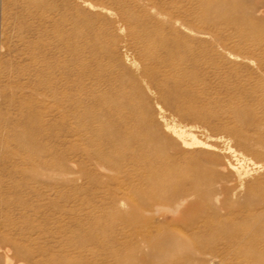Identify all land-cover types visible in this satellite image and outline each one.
<instances>
[{"label": "rangeland", "instance_id": "rangeland-1", "mask_svg": "<svg viewBox=\"0 0 264 264\" xmlns=\"http://www.w3.org/2000/svg\"><path fill=\"white\" fill-rule=\"evenodd\" d=\"M139 2L157 4L163 12L159 18L164 31L171 33L170 28L179 14L159 0H0V42L4 44L3 50L0 49V232L5 233L12 221L20 219L21 206L27 209L40 206V213L25 211V217L29 221L31 218L41 230L36 241L41 246L51 242L50 231L53 232L56 264H91L96 260L98 264H118V255L134 264L264 262V257L252 261L241 254L224 253L223 240L211 234L209 220L213 214L206 209L189 210L173 226L190 235L206 253L189 258L190 250L183 245L167 248L165 257L156 259L144 241L147 230L158 220L144 205L140 206L139 200L149 195L147 188L139 185L135 164L125 161L122 167L107 173L106 178L100 172L93 173L91 165L85 166L88 168L85 175L81 174L72 162L81 163L76 146L61 148L56 129L45 132L39 128L38 93L41 82L48 78H81L83 68L92 73L90 78H122L124 82L130 80L131 84L132 78H141L143 62L139 46L128 37V29L119 22L114 23L127 16L126 11L130 9L135 16L140 15ZM106 7L112 10L107 11ZM213 11L217 16L213 27L215 37L212 40L210 36L199 38L201 64L189 70L191 77L202 81L185 95L181 104L202 115L204 122L194 124L191 119H182L177 111H161L163 103L150 92H144L145 98L136 95V99L153 105L159 129L165 131L167 125L174 124L205 143L202 147L184 149L187 162L183 169L188 174L214 179V173L225 171L226 175L230 164L242 170L231 177L243 184L239 195L222 197L223 201L234 199L233 206L228 205L232 215H227L225 224L229 225L237 218L236 214L241 217L260 209V206L248 207V189L255 196L264 194V0H215ZM247 21L254 25H245ZM198 23L201 29L209 28L201 18ZM116 44V58L103 52L107 46L111 49ZM97 57L103 60L102 65L97 63ZM147 64L156 65L155 62ZM162 70L169 68L162 67ZM19 134L27 136L30 143H21L17 139ZM169 152L167 150V155H174ZM56 153L62 154V165L73 169L71 173L65 171V181L69 182L58 192H46L47 183L59 177L56 175L58 166L54 169L56 173H50L54 179L38 178L32 167L46 160L53 162ZM104 179L107 185L101 183ZM114 200L119 204L116 208ZM148 200L153 202L154 199ZM44 216L52 220L46 222ZM25 217L20 222L27 221ZM151 217L155 219L152 221ZM165 217L170 221L172 214L167 212ZM26 223L20 225L26 227ZM11 233L17 236L15 231ZM212 255H216V259L209 263Z\"/></svg>", "mask_w": 264, "mask_h": 264}, {"label": "bare ground", "instance_id": "bare-ground-1", "mask_svg": "<svg viewBox=\"0 0 264 264\" xmlns=\"http://www.w3.org/2000/svg\"><path fill=\"white\" fill-rule=\"evenodd\" d=\"M159 1L164 6H171L179 14L178 19L173 22V26L170 28L171 33H167L168 35L159 18L163 12L154 2L151 5L139 2V7L142 8L140 15L135 16L134 10L130 9L126 11L129 13L127 16L114 21L128 29V37L136 41V45L139 46L143 62L141 78H132L134 79L132 84L129 82L130 80L124 82L122 78H90L92 73L87 72L83 67L80 73L81 78H48L41 82L38 93L39 122H41L39 128L45 132L56 129L57 142L61 148L76 146V151L79 150L78 153L81 154V163L72 162L75 163L74 167L78 168V172L80 171L81 174L85 175L88 169L86 167L91 165L93 173L97 171V174L102 173L100 175L106 178L107 173L122 167L125 161L135 164V175L139 179V185L145 186L148 190L146 194L149 195L139 200L141 201L140 206L144 205V208L150 214L156 215V220H158L152 229L147 230L144 241L156 259L165 257L167 248L183 245H186L190 250L189 258L206 253L190 235L173 227L176 221L192 209L212 211L213 216L209 220L210 231L212 235L223 240L224 253L241 254L252 261L258 257H264V194L255 196L251 189H248L246 195L248 207L250 205L260 206V209L258 207L241 217L238 213L236 214L237 218L234 217L228 223L229 225L225 224L228 220L227 215H232L231 207L234 204V199L233 201H223L222 197L228 199V197L239 195L243 184L237 182L238 179L235 177H233L234 179L231 177L233 173L239 175L238 170H242L238 169V165L237 167L230 164L228 165L230 171H227L226 175L223 174L225 171L222 174L212 171L216 177L214 179H207L203 175L195 173L188 174L183 169V165L187 162L184 149L202 147L205 143L199 141L196 135L194 136L191 132L182 128L178 129L174 124L172 127L167 125L165 131L159 129L154 117L156 110L153 105L141 103L136 99V95L140 94L144 97L145 91L150 92L163 103L165 108L161 107V111L164 109L177 111L182 119H191L194 124L204 122L202 115L182 107L181 104L185 95H189V91H193V87L202 81L201 78L191 77L189 70L190 67L195 70L201 64L202 51L198 50L197 45V42H201L199 38L210 36L209 38L212 40V37H215L216 32L213 29L217 19L216 12L213 11L215 0ZM105 10L112 9L106 7ZM200 18L208 23L209 28L205 30L199 27ZM246 24L254 25L250 21L245 22ZM3 48L4 44L0 42V49L3 50ZM104 50L105 54L116 58L117 44L111 49L107 46ZM100 58L103 59L102 56ZM100 58L97 57V63L102 65L101 61L103 60ZM44 59L42 57V60ZM147 62H155L156 65H148ZM132 64L134 65V63ZM162 67H168L169 70H162ZM243 115L245 116L244 113ZM164 123L166 124L165 121ZM17 139L21 143H30V139L23 134H19ZM213 148L211 147L212 150ZM167 150L174 155H167ZM231 150L236 153L233 149ZM61 155L56 153L53 162L46 160L32 167L33 171L37 172L38 178L46 179V176L52 177L53 174L50 173H56L54 169L58 166L59 171L56 175L59 177L53 183H47L46 192H58L64 183L69 182L65 181L66 175L64 174L65 171L71 173L72 166L69 168L62 165ZM245 172L242 173L245 174ZM202 174L204 173L202 172ZM244 174L242 178L245 177ZM101 183L107 185L106 179ZM149 198L154 199L153 202H149ZM117 205H119L118 201L114 200V208ZM19 209L20 219L25 217V211H32L36 215L42 210L40 206L33 209L21 206ZM164 212L172 214L170 221L167 220ZM142 215L138 218H141ZM44 217L46 222L52 220L48 216ZM20 219L12 221L5 233L0 232V249L3 257V262L0 264H56L53 232L50 231L51 242L45 247L41 246L36 243L41 230L34 225L31 218L29 221V218L25 217L27 221L24 222H20ZM151 219L153 221L155 218L151 217ZM25 222H28L26 227L20 225ZM247 225L250 226V229H247ZM12 231H15L16 237L12 236ZM118 257V264H134L131 260L125 261ZM215 259L216 255H212L209 263L214 262ZM90 263L98 264L97 260ZM257 264H264V262Z\"/></svg>", "mask_w": 264, "mask_h": 264}]
</instances>
